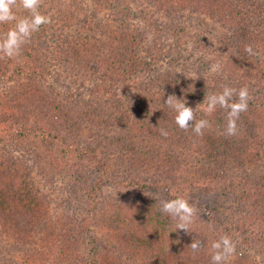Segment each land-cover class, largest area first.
Masks as SVG:
<instances>
[{"label": "rangeland", "instance_id": "obj_1", "mask_svg": "<svg viewBox=\"0 0 264 264\" xmlns=\"http://www.w3.org/2000/svg\"><path fill=\"white\" fill-rule=\"evenodd\" d=\"M42 2L46 3L41 4L40 11L50 15L52 23L42 25L40 30L32 35L28 44L33 42L32 44L40 47V54L45 59L46 67L50 69V75L45 80H39L36 89L47 94L52 102L51 106H56L53 110L60 112L64 119L76 116L72 120L78 121L91 116L92 121L84 124L86 130H82L81 125L77 130H82V140L100 144L102 152L108 155L110 169L116 179L121 176V179L129 177L132 181L131 178L142 176L147 181L159 179L164 185L159 189L144 190L130 184L125 185L120 180H117L118 183L115 181L104 184L94 207V223L90 225L89 221L85 222L84 219L85 226L89 225L87 234L75 236L73 233L76 250L88 252L90 238L96 236L99 240L97 242H102L105 246L104 258L109 259L112 264H125L130 262V259L140 263L139 260L144 256V246L140 245L138 259V255H132L134 246L125 243L127 235L125 237L124 234H127V231L123 228L130 221L136 226L144 225L150 228L154 225V229L158 231L157 241L160 247L164 249L166 258L170 257L173 262L177 253L184 247H189L194 238L202 241L203 246L197 252L200 262L212 264L211 243L227 234L236 243V253L229 258L227 264H264V244H254L251 240L254 237L249 233L254 230L259 236H264V214H255L257 208L251 207L250 198L246 197L250 194L247 191L249 187L246 186L256 185L255 188H259L261 193L257 192V195L252 197L256 203H260L262 209L264 208V153L249 149L250 155L243 157L244 160H239L236 149L232 146L236 141L237 150L242 151L238 149L239 144H245V139L250 138L249 128H241L236 135L227 136L231 147L224 148L223 160L226 166L222 168L221 165L220 169L223 170H220L219 175V179L225 183L226 193L218 215L211 218L208 214H196L189 226V232L176 229V221L160 210V201L179 197L182 191L187 195L189 189L184 188L188 184L201 185L198 180L202 177L198 172L205 168L206 163L199 160L200 157L192 150L202 152L204 142L197 143L187 152L188 155L177 161L174 155L170 161L159 159L150 165L141 163L132 166L130 161L124 162L123 159L129 160L132 149L137 150L144 144L142 129L134 130L133 134L130 132V136H134L133 140L125 139L129 136H126V122L132 121L122 118L127 114L125 107L128 104L145 107L144 112L138 114L137 118L145 117V122L147 121L149 128L153 129L148 131L152 145L157 139L160 143L161 139H164L161 134L164 124L174 126L175 113L164 103L170 93L152 83L157 77L167 72L200 77L206 84L203 88L207 93L216 92L213 80L224 79L225 76L221 72L223 63L230 61V58L231 61L234 60L237 57V49L230 50L228 46H221L212 39L214 35L206 29L214 21L193 9L192 5L179 7L173 0H108L107 3L105 0H75L71 7L65 0ZM16 14L23 16L27 13L18 9ZM216 25V34L224 30L226 33L230 31L226 29L227 24ZM9 27V24H2L0 32H6ZM204 39L210 42L212 49L203 52L197 42ZM87 40L91 43L87 54L92 55H89L90 60H82L81 56L85 58L87 55H83L79 48L82 47L80 44ZM76 50L78 53H75ZM2 56L0 54V68L5 65ZM217 63L220 65L219 71L210 72V66ZM108 64H111L112 69L116 67V71L111 70ZM217 85H220V82H217ZM8 86L10 88L15 85L8 82ZM247 88L249 94L255 90L254 86ZM13 90L8 89V92ZM207 93L200 94V97L203 98ZM200 112L196 114L197 119H210L209 114ZM98 114L102 118L99 119ZM170 116L173 117L169 119ZM66 121L68 123H63L66 124L65 128L72 131L75 123L72 125L71 121ZM73 131L75 132L74 128ZM205 133L207 134V131L204 129L203 135ZM243 135L246 137H242ZM164 142L168 141L164 139ZM168 149L171 147H156L151 154L152 158L161 154L169 156ZM0 153L5 156L13 154L18 158L17 168L22 169L27 177L30 174L36 178L34 182L43 189L42 196L46 198V204H49L51 211L49 213L48 210V214L69 211V214L79 219L87 214L85 195L79 187L73 185L68 176L54 174L51 175L52 180L47 178L43 182L37 165L32 162L26 150L3 144L0 146ZM3 161L4 158L0 157V179L3 186L8 187L13 168L5 167ZM230 184H233L232 188ZM204 186L203 184L196 190L192 188L196 192V204L205 205L209 199V196L205 197L209 191L203 190ZM199 190L202 194H199ZM156 216L157 220L154 219ZM140 236L138 235L139 238ZM11 241V237L2 239L0 246L11 250ZM250 241L253 243H249ZM32 248L33 254L35 251L48 253L47 246L43 249L33 245ZM169 249L171 254L167 255L166 251ZM186 250L193 252L191 248ZM21 254L22 252L10 254L9 251H3L2 261L23 262ZM129 255L133 257L129 258ZM40 258L44 262L47 261L43 254ZM59 258L63 259L62 255Z\"/></svg>", "mask_w": 264, "mask_h": 264}, {"label": "trees", "instance_id": "obj_2", "mask_svg": "<svg viewBox=\"0 0 264 264\" xmlns=\"http://www.w3.org/2000/svg\"><path fill=\"white\" fill-rule=\"evenodd\" d=\"M65 1L69 7L75 2V0ZM107 1L105 0V3ZM173 1L179 7L192 5V8L196 11L209 16L214 23L209 25L206 30L211 35H214L212 39L218 44L220 43L221 46H228L230 50L235 51L237 49V57L234 56L236 57L234 60L231 61L230 58V61H224L223 63L221 72L225 76L224 79L212 80L215 83L216 91H220L225 84L232 85L231 87L237 90L242 86L255 87V90L250 94L251 99L249 100L247 111L241 113L237 121L238 130L249 128L250 138H244L246 140L245 144H239L240 148L238 149L242 151L237 150L236 141L232 146L235 147L239 160H244L243 157L250 155L251 151L249 149L264 153V115L262 114L264 113V0ZM45 3L42 2L41 4L45 5ZM218 23L227 24L226 29L230 31L226 33L224 30L216 34L215 29ZM205 40L197 42L203 52L212 49L210 42ZM32 43L23 45L22 53L18 57L8 58L2 56V62L4 63L5 60V65L0 68L2 69L0 70V146L9 144L26 150L32 162L37 165L43 182L47 178H50L49 181L52 180L54 174L68 176L73 185L79 187L84 193L88 212L80 219L69 214V211L48 214V210L49 213L51 210L48 207L49 204H46V198L42 196L43 189L39 188L34 182L36 178L32 175L30 176L26 171L27 177L23 174L22 169L17 168L16 162L18 158L13 154L9 153L8 156H5L0 153V157L4 158L2 163L5 167L13 168V172L9 177L8 187L3 186L0 179V244L2 239L12 238L11 250L0 246V264H112L109 259L106 260L104 258L105 246L102 242H97L99 240L96 236L90 238L88 252L82 253L78 252L77 248L74 247L76 241L73 238V233L75 236L84 235L83 233L87 234L89 225L85 226L84 219L85 222L88 220L89 224L94 223V207L97 196L107 182L116 181L118 183L117 180H120L125 185L130 184V186H137V188L144 190L159 189L162 182H159V179L147 181L142 176L131 178L132 181L128 179L129 177L121 179V176L116 179V175L111 172L108 155L102 152L103 148L100 147V144L96 145L81 139L82 130H86L84 124L87 121H92L91 116L78 121L72 120L76 116L64 119L61 117L60 112L53 110L56 106H51L52 102L47 97V94L36 89L37 83L40 82L39 80H45L50 75V69L45 65V59L40 54V47ZM89 43L87 40L84 44H80L82 46L79 48L80 52H83V55H87L85 58L81 56L82 60L91 59L90 56L92 54H87V49H89L91 44ZM248 44L253 46V50L257 54L249 55L245 52V45ZM111 52L115 53L116 51ZM75 53H78L77 50ZM123 61H125V58H123ZM108 65L111 70L116 71V67L112 69L111 64ZM250 75L252 76L251 78L249 77ZM8 82H12L15 86L8 88ZM217 82H220V85H217ZM152 83L158 85V88L162 87L168 90L170 94H175L177 98H185L188 106L196 109V114L203 111L202 102L206 94L203 98L200 97V94L202 95V93L204 94L208 91L204 90L203 87L206 84L200 77L167 72L165 75L157 77ZM8 89L14 90L9 93ZM212 89L210 88V90ZM141 107L142 105L137 104L133 106L128 104L125 107L127 114L122 118L128 121L129 119L132 120L126 122L127 126H125L128 127L126 136H129L125 139L128 141L133 140L134 136H130V132L133 134L134 130L142 129L144 144L140 147L138 146V151L133 148L131 157L129 160L123 158L124 162L130 161L129 164L132 166L141 163L150 165L151 162L155 163L159 159L170 161L174 155L176 157L175 161H177L188 155L187 152H190L197 143L204 142L202 152H197L198 150L192 151L200 157L199 160H203L206 163L205 168L198 172L202 177L198 180V183L205 185L203 190L209 191L208 195L205 194L207 195L205 197L209 196V199L205 205L194 202L196 192L192 188L194 187V190L200 189V184H188L184 189H189V193L187 192V195H185L182 191L179 197L187 199L197 209L196 214H208L211 218H216L218 209L224 203L223 198L226 193L225 183L223 184V180L219 179L220 170L222 171V168L226 166V162L223 160L224 148L231 147L229 146V139L224 136L226 111L218 107L213 113L209 114L210 119L208 121L211 127L206 128L207 134L205 133L202 136L193 133L191 127L187 131L180 129L174 120V126H166L164 124L163 128L168 135L162 136L168 142H164V139H161L160 143L159 139H157L156 141L154 140L155 143L152 145V141L148 138V131H153V129L149 128L150 124L147 121L145 122V117L137 118L138 114L143 113L145 110V107ZM117 109H119V106H117ZM98 115L99 119L102 118L100 114ZM172 117L170 116L169 119ZM66 120L71 121L72 125L75 123L73 127L75 132L73 128L72 131L65 128L66 124L63 123H68ZM79 125H81L82 130H77ZM242 137L246 136L243 135ZM159 145L161 148L164 146L165 149L168 146L171 147V149H168L169 156L161 154V156L152 158V152L155 151L156 147L160 148L158 147ZM221 165L222 168L220 169ZM43 182L42 185H44ZM162 186L164 187V185ZM229 186L232 188L233 184ZM246 187H249L247 191L250 194L246 196L250 198L249 204L251 207L257 208L254 213L264 214V208L262 209L259 206L260 203H256L252 197V195H257V192L261 193L259 188L257 190L255 188L257 187L256 185ZM261 190H263V187ZM199 194H202L200 190ZM187 196L190 197L188 198ZM251 198L253 199L251 200ZM156 218L158 217H154L155 220H157ZM232 227L237 228V226ZM154 228V225L149 228L144 225L136 226L135 223L130 221L127 223L123 228L124 231H127V234H124L125 237L127 235L125 243H130L134 246L132 255H138V259H140V245H143L144 256L142 258L144 260L142 261L141 258L139 260L140 263H137L130 259V262L127 261L125 264L204 263V261L200 262V256L197 257V252L186 250V248L190 247H184L180 253H177L174 258L175 262L170 257L166 258L164 249L160 247L157 241L158 231ZM144 231L145 233H143ZM249 233H252V237L255 238L251 239L254 244H264V236H259L254 230L253 232L250 230ZM138 235H141V238ZM33 238H36V240ZM252 241L249 243H253ZM33 245L43 249L47 246V251L50 254L46 251H35L33 254ZM169 247L171 248V245ZM3 251H9L10 254L22 252L21 256L24 261L13 263L6 260L2 261L4 260ZM166 253L170 255V249ZM42 254L44 258H47L46 262L41 258L39 259ZM60 255H62L63 259L59 258ZM132 255H129V258L133 257ZM75 256H78V258H74ZM238 264L240 263L238 262Z\"/></svg>", "mask_w": 264, "mask_h": 264}, {"label": "clouds", "instance_id": "obj_3", "mask_svg": "<svg viewBox=\"0 0 264 264\" xmlns=\"http://www.w3.org/2000/svg\"><path fill=\"white\" fill-rule=\"evenodd\" d=\"M41 3L42 0H0V25H10L6 32L0 33V54L8 58L20 56L23 45L30 42L32 35L42 25L52 23L51 16L40 11ZM18 9H23L27 14L18 16ZM244 50L249 55L257 54L251 44L245 45ZM219 68L218 63L213 64L209 71L216 73ZM250 99L247 86L237 90L225 84L220 91L207 93L202 106L206 114L213 113L218 107L224 109L227 113L224 133L226 136H234L238 132L237 121L241 113L247 111ZM164 103L175 113L174 121L180 129L187 131L191 127L196 135H203V130L211 127L207 119L196 118V109L188 106L185 98L170 94ZM161 134L168 135L164 129H161ZM160 204V210L176 221V229L190 231L189 226L193 223L197 209L187 199L176 197L162 200ZM188 246L195 253L203 245L202 241L193 238ZM210 247L212 264H227L229 258L236 253V243L227 234L213 241Z\"/></svg>", "mask_w": 264, "mask_h": 264}]
</instances>
